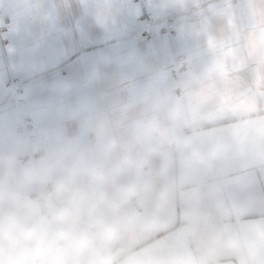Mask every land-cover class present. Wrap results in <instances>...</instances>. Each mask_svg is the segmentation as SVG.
Listing matches in <instances>:
<instances>
[{
    "label": "crops",
    "instance_id": "1",
    "mask_svg": "<svg viewBox=\"0 0 264 264\" xmlns=\"http://www.w3.org/2000/svg\"><path fill=\"white\" fill-rule=\"evenodd\" d=\"M144 2L173 18L154 28L166 39L122 45L68 80L28 71L15 45L0 80L8 264H264V0ZM141 11L139 0H0V18L40 43L75 18L125 34ZM39 180L52 217L15 226L14 214L38 213Z\"/></svg>",
    "mask_w": 264,
    "mask_h": 264
},
{
    "label": "snow or ice",
    "instance_id": "2",
    "mask_svg": "<svg viewBox=\"0 0 264 264\" xmlns=\"http://www.w3.org/2000/svg\"><path fill=\"white\" fill-rule=\"evenodd\" d=\"M136 19L139 21L136 28L121 35H98L94 29L85 27V18L69 19L60 28L55 41L40 43L22 37L20 22L13 15L5 14L0 18V80L7 84L9 79L3 54L7 51L11 56L17 44L21 52L32 57L27 65L28 71H44L55 78L68 80L78 74L86 61L101 58L104 53L122 45L131 43L154 49L166 39L164 29H153L142 12ZM12 67L15 69L14 63ZM11 79L14 82L18 79L15 71Z\"/></svg>",
    "mask_w": 264,
    "mask_h": 264
},
{
    "label": "built area",
    "instance_id": "3",
    "mask_svg": "<svg viewBox=\"0 0 264 264\" xmlns=\"http://www.w3.org/2000/svg\"><path fill=\"white\" fill-rule=\"evenodd\" d=\"M142 8V13L147 19L148 23L153 27V29L156 27V25L163 23L165 26H171L173 22V18L171 17H164L162 19H154L151 16V13L147 10L146 4L144 0H139ZM136 28V26L133 28V30ZM132 30V31H133ZM13 82V80L11 81ZM10 91L13 93H16L18 91V87L12 83L10 87ZM31 119L30 117H25L24 118V128L26 131H30L31 129ZM35 197L37 198V203H38V213L36 215L37 218H50L52 217V211L49 202H52L54 205L57 206V203L53 199L50 193V188L49 184L46 181L39 180L37 189L35 190L34 193ZM31 227L33 226V223L29 224ZM57 244L59 246H64L66 244V240L64 237L60 238L57 240ZM38 263H42L41 260H38ZM50 263V262H49ZM48 263V264H49Z\"/></svg>",
    "mask_w": 264,
    "mask_h": 264
},
{
    "label": "rangeland",
    "instance_id": "4",
    "mask_svg": "<svg viewBox=\"0 0 264 264\" xmlns=\"http://www.w3.org/2000/svg\"><path fill=\"white\" fill-rule=\"evenodd\" d=\"M9 62L12 65V63H13V54H11V56H10L9 55V52L6 51L3 54V64H4V68L8 71V73H9ZM9 79H10V76H9ZM2 89L3 88L0 86V93H1V90ZM3 180H4V178H3ZM5 186L6 185L3 184L2 188H4ZM34 193H35V191L33 192V196L35 197ZM36 215H37V213L36 214H31V213L30 214H28V213H24V214H14L13 215L14 216L13 217L14 224H15V226L25 225V223H27L28 220H30V219L33 220V221H35V222H37V223H39V220L42 219V218H36ZM22 247H23V245L21 244V245H19L18 248H22ZM12 249H14V247H9V249H8V247H4L3 248V252L1 253V258H0V264H8L10 262V261H8L9 260V258H8L9 255L7 253H8V250H12ZM17 253L20 256L21 253L20 252H17ZM26 254H27V252H26ZM28 257H29V259L30 258L31 259L36 258V256H33V255L32 256L29 255Z\"/></svg>",
    "mask_w": 264,
    "mask_h": 264
}]
</instances>
